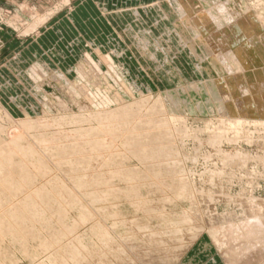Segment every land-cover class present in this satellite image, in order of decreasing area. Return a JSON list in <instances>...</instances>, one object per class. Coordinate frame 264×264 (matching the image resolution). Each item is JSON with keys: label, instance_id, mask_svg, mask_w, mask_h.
Wrapping results in <instances>:
<instances>
[{"label": "bare ground", "instance_id": "1", "mask_svg": "<svg viewBox=\"0 0 264 264\" xmlns=\"http://www.w3.org/2000/svg\"><path fill=\"white\" fill-rule=\"evenodd\" d=\"M174 3L170 12L178 19L175 24L176 35L181 41L178 45L182 46V50L177 52L179 53L177 55L178 62L186 48L188 55L193 60L189 74L193 72V76L197 75L201 79L188 82L187 87L181 88L176 93L182 92L194 95V97L198 94L216 97L219 101L216 108L205 110L199 104L196 108H192L194 111L197 109L201 113L209 114L210 119L206 121L205 125L192 127L188 119L190 107L186 106V112H183L181 102L177 99L175 101L170 96L171 93L168 92L152 99L150 95L147 97L142 94L136 101L125 103L118 108L85 111L78 116L66 114L62 118L58 116V120L54 117L56 121H52V118V120L46 118L32 120L28 117L17 119V123L29 132L36 129L41 130L39 127L43 128V131L48 127L50 130L54 127V123H50L51 121L56 122L57 125L78 124L80 121L91 119L98 122L103 121L95 128L82 133L78 129L72 135L75 136V133H79L81 137L83 133L92 135L106 133L111 142L92 140L82 143L78 142L76 135V138L71 140V143L74 141L72 144L64 145L58 140L54 143L51 137L52 133H49L50 137L42 135L44 138H36L34 134V141L32 139L31 141L38 148L39 153L36 154L35 146L30 142L26 146L20 143L22 139L26 142L25 139L29 137L26 133L28 131L22 130L27 134L26 138L13 135V138L8 142L0 137V207H5L8 203L5 204V200H10L18 195L23 196L17 202L18 207L15 203L16 207L11 205L12 210L7 207V210L11 211H0V213L2 212L0 243H3V239L7 237L14 240V243H19L22 240L20 241L22 252L30 258L31 249L27 243L34 237L32 232L37 221L41 224L43 222L42 225L48 228L47 233L50 232L48 235L50 234L54 241L57 240L56 235H59L60 241L62 237L64 240L69 238L80 225L87 223L92 218L93 211L97 210L88 204L85 206L81 202L82 198L88 197V192L77 193L74 187L86 190L94 185L98 186L100 182L121 178L124 181L133 182L131 185L129 184L131 190L133 187L137 190L147 188L148 192L144 194L145 196L152 194V190L155 191L156 188L165 189L167 198L165 197L166 199L164 198L162 202L164 206L165 203L176 206L182 203L186 205L179 214L177 212L171 217L162 210V207L152 209L153 200L150 203L144 199L145 196H142L139 190L140 194L136 196L137 198L135 197V209L145 212L147 215L145 219H162V221L175 225L173 229L175 234L170 235V237H175L171 239L175 243L170 244L164 233H153L145 220L132 219L131 222L122 220L120 222L123 224H121L133 233L125 245H120V247L116 245L119 248L114 247L116 242L113 244L107 229L105 231L108 235L103 236L104 239H100L103 247L107 248L106 252L113 251L109 253L115 257L114 262L110 263L109 260L107 262L106 256L100 248L98 249L101 253L97 252V248L90 243L88 246L85 245L81 238L73 245H63V250L56 252L55 256L53 255L54 251L53 257H49L50 263L56 261V264H69V260H73L78 264L81 258L86 255L87 258L94 261V264H181L183 257L190 253V259L184 264H196L208 256H211L210 262L213 263L217 256L216 258L225 264H264V258L258 259L254 256L261 254L264 250V211L262 202L257 201L255 192H253L255 187L258 188L260 180H264V151L260 155L249 153L240 145L241 142L245 146L256 145L255 134L264 133V0H252L247 5H243L242 0H174ZM116 14L118 15V13ZM41 20L44 19L41 18ZM36 23L38 24V22ZM36 23L30 26L29 31L35 29ZM126 32L134 34L130 28ZM27 33L28 31L25 34ZM140 35L135 37L140 47L136 52H139V56L143 59L146 58L149 62L152 60L155 63L156 55L154 56L149 51L147 37L144 38L143 35ZM95 60L93 56L86 55L82 63L70 68L72 71L66 68L63 72L59 66L55 65L51 57L45 56L43 60L39 61L40 64H35V67L27 71L31 81L24 80L25 76H22V81L39 102H47L46 92L44 93L41 87L47 85L51 79L60 82L64 88H68L65 92L73 93L74 90L70 89V86L74 83L80 87V92L84 96L93 99V95L98 91L96 87L98 88L102 84L110 86L107 80L113 79L114 76L117 77L118 74L110 56ZM104 65L105 69L107 68V74H103L101 70ZM23 73L26 74V72ZM70 76H75L76 80L71 82ZM204 80L205 82H203ZM130 84L133 88L137 87L135 83ZM124 88L127 89L125 84ZM112 90L113 88L109 89L111 92ZM145 90L150 91L149 87ZM114 93L116 94L117 91ZM118 95L120 94L117 93V97H119ZM77 96H80L79 93ZM150 100H152V106L148 107L147 104ZM61 108L65 110L67 106H61ZM1 109L0 102V122L4 118L11 119V122L14 118L9 116L7 111L2 112ZM62 133L65 132L60 131V135ZM64 135L66 137L68 134ZM64 135H61L62 139ZM70 135L68 136L71 137ZM27 140L30 141V139ZM116 141L120 144L116 145L122 147L124 152L127 151L130 156L116 154L118 152L116 149L115 153H113L114 149L113 151L109 150ZM262 142L264 145V140ZM101 151L109 152V159L105 160L101 157ZM130 158L138 161L143 170L121 167L122 162ZM98 162L97 165L112 166L113 170H110V173L101 172L88 175L90 169L95 167L94 165ZM29 165L34 168L33 171ZM116 165L120 166L114 168ZM50 166L56 169L63 166L69 170L66 171L70 172L69 179L73 181V184H70L71 188L64 184L63 177L57 178L59 176L54 177L55 179H52L54 181L50 180L51 177L50 181H44L48 185L43 182L45 185L39 186L38 183V187L35 188L36 177L49 175V169L52 168ZM78 171L79 175H74L76 176L74 177L72 174H78ZM56 173L55 175L59 174ZM150 178H153L154 186H147ZM137 180L142 184H134ZM33 186L34 188H32ZM235 186L241 187V189L233 194ZM110 191L112 190L110 189ZM161 192L160 190V194H162ZM135 195L137 194L135 193ZM14 200L16 199L14 198ZM148 203L151 204L150 208L147 207ZM112 206H108L109 208L99 207L97 215L99 214L101 218L108 217ZM219 206H223L222 212L218 211L217 207ZM72 209L77 212V218L74 221L72 219L73 222L69 221V211ZM52 215H57L58 218L59 226L56 224L58 227L56 230H54L55 227H52L51 220L50 222L48 220L53 217ZM54 219L53 221H56ZM30 223L33 229H31ZM40 227L38 234L41 233L40 229L42 230V226ZM114 227L116 226L113 225L111 228ZM34 231L37 232V230ZM51 236L48 239L49 242L50 239H53ZM60 241L53 243L57 245ZM41 242V245H39V241L37 244V246H41L40 249L42 248L44 251L47 248L50 249L49 246L52 243L43 242V239ZM141 242H143L142 245ZM14 243L11 241L10 244ZM195 243L196 245L193 246ZM53 245L52 247H54ZM5 249L0 245V258L2 259ZM199 254H203V257H200ZM14 261L16 262V260ZM4 262L0 261V264H5ZM11 262L9 263L15 264V262ZM91 263L89 262V264Z\"/></svg>", "mask_w": 264, "mask_h": 264}, {"label": "rangeland", "instance_id": "2", "mask_svg": "<svg viewBox=\"0 0 264 264\" xmlns=\"http://www.w3.org/2000/svg\"><path fill=\"white\" fill-rule=\"evenodd\" d=\"M8 1L9 0H3L2 2H0V102H1V107H2L1 111L2 112L7 111L6 113L14 119H12V121L10 122L11 119L9 120L7 118L6 119L4 118L1 121L3 123L0 122V126H2L0 128L1 130L0 137L2 138V140H5L8 142L10 141L9 139L13 138V135L14 137L20 136V137L26 138L25 135L28 134L29 137L27 139H30V141L27 139H25L26 142L24 141V139H22L23 141L20 140V143L26 146L27 143L29 142L32 144V141H34L33 140L34 134L36 138H39V137L44 138L46 136L50 137V134L52 133L53 134V136L51 135V137L53 138L52 141L56 142L58 140L60 141V143H63L64 145L71 143V140L72 139L74 140L76 138L75 137L76 135L78 137V142H82V143L83 141L85 142V141H92V140L111 142V140L107 138L108 135L106 133L105 134L103 133L104 135H102V133H96L93 135L83 133L82 134L83 136L81 137L79 133L77 134L75 133V136L72 135L74 134V131L78 129H80L82 133L83 131H88L91 128H95L103 121L98 122L96 120L91 119L87 121H80L78 122V124L68 123L66 125L65 124L57 125L56 122H52V121H56V119L57 120L59 119L58 116L62 118L66 114H69V116H72V115L78 116L79 114L84 113L85 111L89 112V111H99L102 109L104 110V109L118 108L120 105H123L125 103L136 101L137 99L140 98L142 94L143 96H147V97L148 95H150L152 99V98H157L159 96H163L165 92L171 93L170 96L175 101L177 99L178 101L181 102L183 112H186V109H187L186 106L190 107L191 111L189 112V114L188 113L187 114H188L189 122L191 123L189 124L192 125V127L205 125L206 121L210 119L209 114L204 113V112L201 113L197 109L194 111L192 110V108H196L198 104L203 106L205 110L206 109L208 110L209 108H216L218 106L219 101L216 97L212 98L209 95H205V94L203 95L198 94V95H195L194 97V95L191 96L189 94H183L182 92L176 93V91H180L181 88L187 87L188 82L198 81V80L200 81L201 79L197 75L193 76L192 75L193 72L189 74V70L192 69L191 63L193 60L188 55V50L186 48H184L183 53L181 54L182 57H180L179 62H178L177 55H179V53L177 52H179V50H182L181 49L182 46L178 45L179 42L181 41L176 35V27H175L176 25L175 24L178 19L176 15L170 12V10H172L173 8L172 6L176 3V1L174 3V0H112L113 5L114 4L115 5L114 6L112 5L107 9L104 8L105 7L104 3L108 2L109 0H10V2ZM242 1H243V5H247V4H250L252 0H242ZM87 3H90V5L88 4L87 6ZM107 10L110 12H108ZM77 11H79V13L81 12L80 15L78 14L79 19L76 20V18L73 17L74 21L72 22L77 21L79 24H76V23L73 24L71 22V14ZM111 12H114L113 15L118 13L119 16L116 14L117 20L115 19L114 16L110 15ZM41 18L44 20H41ZM36 22H38V24ZM34 23H36L37 26L35 25L36 26L35 29H32L31 31H29L30 26H33ZM78 25H84V26H82V28L80 29L78 28ZM128 28L132 29V32H134V34L133 33L128 34L126 32ZM27 31L28 33L25 34ZM139 34H141L140 36L143 35L142 37L144 38L147 37L146 41L149 42V51L152 52L154 56L156 55L155 63L152 62V60L149 62V60H147L146 58L143 59L141 56H139L140 53L136 52V50L138 51L140 47H139V44H137V40L135 37L136 36L139 37ZM20 54L22 55V57L20 56ZM86 55L93 56L94 60L100 57L110 56L113 59L112 63L115 65L114 67H116L115 69L119 74V75L117 74V77L114 76L115 78L113 77V79L109 78L110 80L109 79L107 80V83L112 87L106 86L105 84H102L98 88L96 87L99 93L98 91H96V93L93 95V99H90L84 96V94L80 92L81 90L80 87H77V85H75L74 83L73 85L70 86V89H73L74 92L73 93L68 92V91L65 92V90H67L68 88H64V86H61L60 82H56V80L49 79L50 81H48V84H47L48 86L43 85L41 87L44 93L46 92L45 95L48 98L47 102H44V103L42 101L39 102L37 99H35V97L33 96L28 86L24 84V82L22 81L23 80L22 76H25L24 80L27 79L29 80V82L31 81L30 75L27 73V71L30 68L35 67V64H40L39 61L43 60L45 56L51 57L55 65L59 66V68L63 72H65L66 68L71 70L70 68H72L73 66H76L77 64L82 63ZM82 58L83 60H81ZM157 68H159V71H157ZM106 69H105V65L102 66L101 70L103 71V74H107ZM23 72H26V74H24ZM70 80H72L71 82L75 81L76 80L75 76H70ZM203 82H205V80ZM130 83H135L137 87H134V88L131 87L132 84ZM124 84H125V87H127V89L124 88ZM146 86L149 87L151 92L145 90V88L147 89ZM111 88H113L112 92L109 91V89ZM115 91H117V93L120 94L118 96L121 99L117 97V93L116 94L114 93ZM158 92L160 95L158 94ZM78 93L80 96H77ZM48 100L50 104L48 103ZM109 101H111V103H109ZM58 103L62 107L66 105L67 109L63 110ZM151 103H152V100L148 102L147 104L148 107L152 106ZM143 112H146V111L143 110ZM25 117L31 118L32 120H37L38 118L39 119L46 118L47 120H50L52 118L53 120L51 119L52 121L50 123H54L53 124L54 127H52L51 125L52 128L49 130V127H48L47 130L44 129L45 131H43V128L39 127V129L41 130L36 129L37 131L34 130L33 132L32 131L29 132V130H26L28 131L26 132L24 127L22 128V125H19V123H17L18 122L17 119H21V118L23 119ZM54 117L56 119H54ZM6 120H9V121H6ZM9 122L11 126L9 125ZM16 123L18 124V126ZM3 127H4V130L2 131ZM17 127L19 128L17 129ZM14 128H16L17 130ZM22 130H24L27 134H25V132L23 133ZM60 131L65 132V133H62L63 135L64 134L70 135L71 133L70 135L71 137L66 135L67 137L66 139L64 135L65 138L63 137L64 139L63 140L61 136L62 134L60 135ZM19 133L21 135L23 133L24 136L23 135L21 136ZM55 134H56V137H55ZM42 135H44V137ZM58 135H60L61 139L58 138L59 137ZM255 136L257 137V140H255L257 143L256 145L253 144L251 146H245L243 145L242 142L240 143V145H242L243 149H245L247 152L257 153L260 155L262 154V151H264V145L262 144L263 143L262 141L264 140V133L260 132L259 134H255ZM116 144H119V143L116 141L115 144L110 146L109 150L113 151L114 149L113 153L118 151L116 152V154L118 153L119 155L130 156L127 151L124 152L122 147L119 146L120 144L119 145H116ZM32 145L35 146L36 154L39 153V151L37 150L38 148L36 147L35 143H33ZM121 152H124V153H121ZM108 154L109 152L101 151V155H102L101 157H103L105 160L109 159ZM100 159L102 160V158ZM122 163L123 164H121V167L123 166L126 168H134L138 170H143L142 165L141 164L139 165V162L133 158L125 160ZM97 164H99V162L94 165L95 167L90 169V171L88 172L89 173L88 175L94 174V173H101V172L110 173L109 171L113 170L112 166L109 167V166H102V165H97ZM119 166L120 165H116L115 167L114 166L113 167L117 168ZM31 167L32 166L29 165V168L31 169V171H33L34 168H31ZM50 167H52L50 168L51 170L49 169L50 172L47 171L50 174L49 173L47 174L51 175V173L53 172L52 175L51 176L44 175V177L46 176V178L38 176L40 177L41 181L40 179L38 180V177H36L37 179L34 182L35 188L38 187V183H39V186H41L42 184L45 185L46 181L48 182L52 179H55L57 176H59L57 178H60V179L63 177L62 181L64 182V184L66 186H69L68 188H71L72 185L70 184H73L72 183L73 181L69 179L70 172L69 173L67 172L69 170L67 168H63V166L58 169H56L55 167L53 168V166H50ZM189 167H192V166L189 165ZM56 171L59 174H57ZM55 173L57 175H55ZM72 175L78 176L79 171H78V174L74 173ZM152 179L153 178L149 179L150 181H148L147 186H154V181ZM132 183L133 182L124 181L121 178H113L109 182H100L98 186L94 185L95 187L93 186V187L87 188L86 189L87 191L85 190V188L74 187V190L77 193H80V192L87 193L88 192L87 195L89 198L86 196L82 198L81 200V202L85 206L88 204V206H91L93 209L95 208V210L96 209L99 210L100 209L99 207H102V206L110 207L113 205L110 210L111 214L109 212L108 217L102 216L103 218H101L99 217V214L97 215L96 213L97 210L93 211L94 214L92 218L87 223L80 225L78 228L76 227L77 228L76 231L71 236H69V238L64 240L63 237L60 236L62 237V240L60 241V238L58 237L59 235H56L55 238H57V240L56 239L55 240L60 241V243L57 242L59 243L57 245L53 243V242L56 243V241H54V238L50 234L48 235V233L50 232L47 233L48 228H45L42 225L43 222L42 224L39 223L38 221L35 222L34 229L32 227V224L30 223L31 224L30 227L31 229H33L32 234H34V237H33L34 240L31 239V241H28L27 245H29L28 247L31 249L30 256L31 257L33 256V257L32 258L30 257V258L31 260L32 259L33 260L31 261L30 258L26 257V255L23 254L24 253L22 252L23 248L20 245L21 244L20 241L22 240H20L19 243L15 242L16 243L15 244L13 242L14 240H11L7 236H4L7 238H4L5 240L3 239V243H0V245L3 249L5 248L7 249L3 251L4 257L3 259L0 258V261L1 262L5 261L4 262L5 264H10L9 262L11 261H13L11 263H14L15 262L14 260H16L15 264H40V263L56 264V261L52 263H50L51 261L49 262V259L53 257L52 256L53 252L55 251L53 254L55 256L56 252L63 250L62 249L63 245H73L74 243H76L77 240L82 238L85 245L88 246V244L90 243L91 245L95 246V248H97V250L96 249L95 250L100 253L102 251V253L105 254L106 256L107 262L109 260L111 261L110 263H112L115 261V257L112 254H110L113 251L110 250L112 252L110 251L106 252L107 248L103 247V244L100 241V239H104L103 236L106 237L108 235V233H106L107 231H105V229H107L110 232L109 235L112 238L113 244L116 242L114 244V247L117 248L118 246L116 245H119V247L120 245H123V244L125 245V242L132 237L133 233L126 226L122 225L123 222H120L122 220H126L128 222H131L136 219L141 220V221L145 220L147 222L149 229L153 233H156V234L164 233L165 235H167V239L170 242V244L175 243L174 240H171V239H174L175 237H170V235L175 234V232L173 231L175 227L174 224H169L166 221H162V219L161 220L153 219V218L145 219V217L147 218V215H145L146 213L142 212L139 209L137 210L135 209V202H136L135 197L138 196L140 193L142 194V196H145L144 194L147 193L148 190L147 188L138 189L140 193L134 187H133V190H131L132 188L130 187V185ZM134 184L140 185L142 183L139 180H137V182H135ZM100 185H102L103 187ZM110 186L112 187L110 188ZM32 188H34V186ZM110 189L113 192L110 191ZM240 189L241 187L239 188L238 186H235L233 188V194L237 193V191ZM160 190L162 191L161 192L162 194H160ZM108 191L111 192L113 195L109 193ZM132 191H133V194H132ZM253 192H255L254 194L257 197V201L262 202L263 211H264V180H260L258 184V188L255 187L253 189ZM135 193L137 195H135ZM151 193L152 194H148V196L146 194V196L143 197L144 199H147V201H149L150 203H152V200H153L154 205H152L153 208L152 207L151 208L156 209V208L162 207V210L168 213L171 217L176 215L177 212H178L177 214H179V212L184 207H186L184 203L180 204L179 206L168 205L167 203H165L166 205L164 206L162 202L164 201V198L166 197L167 192L163 188L162 189L156 188L155 191L152 190ZM117 194H120V195H117ZM114 196L116 198H113ZM14 198L16 200H14ZM21 198H23V196L18 195V196L13 197L10 200H5L6 201V202L4 201L5 204L7 202L8 203L6 205L4 204L5 207L4 206L0 207V211L2 210L11 211L13 209L11 205L16 207L15 203L19 202ZM99 203L100 204L102 203V204L100 205ZM150 203L147 204L148 208H150L151 206ZM89 204H92V205H89ZM18 206L19 205L17 203V207ZM7 207L11 208V210L10 209L7 210ZM217 209L219 212H222L223 206H219L217 207ZM138 210L139 212H137ZM1 217H2V212L0 213V218ZM53 218H55L54 220L56 221H53ZM76 218H77V212L74 209L69 211V221H72V219L74 221L76 220ZM48 220L49 222L51 220V224L53 223V225H56L58 223L57 215L51 217V219L48 218ZM114 221H117V222H114ZM148 222L151 224H149ZM37 223L40 226H42V230H45V229L47 230L43 232L40 229L41 233L38 234L39 233L38 228H41V227L39 225L37 226L36 225ZM53 225L52 227H55L54 230H56L58 228L57 227L58 224L56 226H53ZM113 225L116 227L111 228ZM36 226L37 228H35ZM113 229L115 230L113 231ZM34 230H37V232ZM103 233L104 235H102ZM50 236L53 239H50L51 241L49 242L48 239L50 238ZM73 236H75L76 238ZM38 237L40 238V240ZM42 239H43V242L48 241L50 244L51 243L52 245L54 244L53 245L54 247L50 245L49 246L50 249L47 248V250L45 249L44 251L41 248L43 250L42 251L40 249L41 246H39L42 243L41 242ZM11 241L14 244H10ZM38 241L40 244L38 243ZM37 244L39 245L37 246ZM140 244L142 245L143 242H141ZM195 245L196 243L193 246ZM98 248H100L101 251ZM103 249L105 250L106 253L104 252ZM257 255H254V256L258 259H261V258L263 259L264 250H262L261 254H257ZM190 256H191L190 253H187L181 260L183 262V263L181 262V264L188 262V260L190 259ZM199 256L203 257V254H199ZM216 257L217 256H215L214 263L210 262L211 256H208V257H204L200 262L196 264H225L223 261H220L219 258H216ZM69 261H70L69 264H77V263H74L73 260H69ZM89 262H92L94 264V261H91V259L87 258L85 255L83 256V258H81V261L78 264H89Z\"/></svg>", "mask_w": 264, "mask_h": 264}, {"label": "crops", "instance_id": "3", "mask_svg": "<svg viewBox=\"0 0 264 264\" xmlns=\"http://www.w3.org/2000/svg\"><path fill=\"white\" fill-rule=\"evenodd\" d=\"M3 0H0V2H2ZM111 1V2H110ZM8 2H10V0L8 1ZM14 3V2H13ZM88 4L90 5V3H87V6H88ZM93 4V3H92ZM105 5V9H107V8H109L110 6H112L113 5V2H112V0H109L108 2H106V3H104ZM85 5V4H84ZM115 5V4H114ZM113 5V6H114ZM108 11V10H107ZM108 12H110V11H108ZM81 13V12H80ZM80 13H79V11H77V12H75V13H73L74 14V16H73V14H71V22L72 21H74V18L73 17H75L76 18V20H78L79 19V16H78V14L80 15ZM113 13L114 12H111L110 13V15H112V16H114L115 17V19H116V14L115 15H113ZM117 20V19H116ZM73 24H79L77 21L76 22H72ZM82 26H84V25H78V28H82ZM20 56L22 57V55L20 54Z\"/></svg>", "mask_w": 264, "mask_h": 264}]
</instances>
